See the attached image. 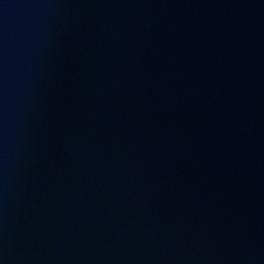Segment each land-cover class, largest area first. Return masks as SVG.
<instances>
[{"label": "water", "instance_id": "obj_1", "mask_svg": "<svg viewBox=\"0 0 264 264\" xmlns=\"http://www.w3.org/2000/svg\"><path fill=\"white\" fill-rule=\"evenodd\" d=\"M0 264H264V0H0Z\"/></svg>", "mask_w": 264, "mask_h": 264}]
</instances>
